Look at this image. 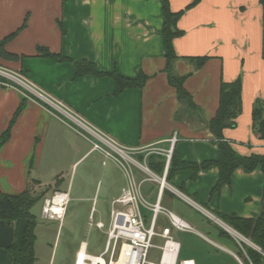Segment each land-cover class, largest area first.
Wrapping results in <instances>:
<instances>
[{"label":"crops","instance_id":"crops-1","mask_svg":"<svg viewBox=\"0 0 264 264\" xmlns=\"http://www.w3.org/2000/svg\"><path fill=\"white\" fill-rule=\"evenodd\" d=\"M192 1L168 0L173 12ZM24 23L25 28L5 46L20 60L2 61L1 68L21 77L39 94L0 76V136L24 102L8 141L0 148V192L16 195L32 184L47 186L30 176L44 163L58 168L56 158L48 159V138L55 139L62 131L78 136L58 106L81 120L93 133L84 130L97 139L99 135L135 151L145 166L150 157L164 158L173 137L172 154L180 160L196 164L216 161L218 144L207 123L217 111L221 81L241 80V113L236 126L223 131L224 138L241 156L264 155V141L252 131L254 104L264 103V22L259 0H200L178 21L183 35L173 45L180 59L172 66L177 75L186 77L184 88L196 112L178 101L167 82L161 0H0V40ZM38 47L64 60L41 57ZM190 57L208 60L196 69L183 59ZM82 62L92 63L98 73L129 79L143 74L148 80L142 89L130 88L115 95V83L107 75L76 77V63ZM148 149L160 153L150 155ZM93 152L92 145L71 168ZM150 173L158 178L163 175ZM217 178L216 167L200 172L195 180L189 171H181L162 190L156 185L154 197L148 195L154 199L149 204L159 197L163 209L191 227L189 232L170 229V238L177 245L173 264H243L238 258L241 243L259 251L219 217H258L264 185L260 169L249 174L236 170L230 184L211 195ZM57 181L48 186L58 191L62 178ZM126 186L127 177L125 186L105 190L103 202L110 208L107 216L104 210L98 214L101 230L106 219L109 228L111 203ZM141 214L144 221L145 214L152 216L146 208H141ZM166 228H171L168 218L158 214L156 232ZM155 238L159 243L153 244ZM13 240L14 224L0 221V264H12L8 248ZM153 241L151 249H157L160 258L157 263L149 262L160 264L165 239L156 236ZM81 247L87 253L88 244L81 240L76 256Z\"/></svg>","mask_w":264,"mask_h":264},{"label":"trees","instance_id":"trees-1","mask_svg":"<svg viewBox=\"0 0 264 264\" xmlns=\"http://www.w3.org/2000/svg\"><path fill=\"white\" fill-rule=\"evenodd\" d=\"M161 1L164 19L162 38L166 52V66L164 72L167 76V82L175 89L178 101L183 103L188 111L196 112L197 108L193 103L192 97L184 88L186 77L177 75L173 71L172 65L176 60L180 59L175 53L173 42L183 35V32L178 29L177 23L184 15L185 11L196 6L200 0H193L185 9L177 12H173L170 9L168 0ZM259 3L262 7V20L264 22V0H259ZM24 28L25 23L20 29L0 40V60L13 62L20 60L21 57L7 52L5 46ZM36 50L41 57L55 58L58 61L64 60L62 57L51 54L45 48L38 47ZM183 59L193 64L196 69H199L205 64L208 57H190ZM86 75H107L112 78L115 83V95H119L130 88L142 89L148 80V77L143 74H139L136 79L125 78L116 73L102 74L96 71L92 63H76V77ZM23 108L24 102L22 101L8 125V128L0 136V148L8 141L10 129ZM240 113L241 80L237 79L233 82L221 81L219 86L218 108L214 117L207 123L210 134L218 144V159L216 161H204L200 164H196L182 161L173 153L165 181L171 183L173 176L181 171H189L191 173V180H195L200 172L210 167H216L218 170V178L216 185L211 191V195H215L219 194L223 186L230 184L233 173L238 169L247 174L252 173L256 169H260L264 180V155L252 154L248 157L241 156L236 153L223 136V131L225 129H232L236 126V119ZM252 131L260 140L264 141V103L262 101H256L254 104L252 110ZM138 159L142 162L143 158L138 156ZM164 162L165 160L162 157H150L147 161V165L151 172L156 175H161L164 170ZM50 190L52 191L53 189L48 187L43 192L34 193L30 188H27L16 195L0 192V221L14 224V240L12 245L8 248V252L12 256V264H34V247L36 241L35 228L37 223L31 209L40 199H42L43 203ZM55 192L60 191L54 189L51 196ZM219 218L258 248L259 251L241 243V249L238 253V258L241 262L243 264H264V185L261 209L256 219H241L236 216H220Z\"/></svg>","mask_w":264,"mask_h":264},{"label":"rangeland","instance_id":"rangeland-1","mask_svg":"<svg viewBox=\"0 0 264 264\" xmlns=\"http://www.w3.org/2000/svg\"><path fill=\"white\" fill-rule=\"evenodd\" d=\"M2 61L0 60V67H3ZM7 79L12 80L22 88L24 87L27 91L29 90L19 81L11 78ZM20 80L24 82V80ZM63 117L68 121L66 123L74 127L78 136L62 131L57 133L55 139L52 135L48 138V159L56 158L58 168L51 167L50 162H48L47 164L44 163L41 168L32 171L31 180H38L47 186L37 187L32 184L30 189L34 193L43 192L50 186L49 184L58 182L57 178H62V181L59 182L58 191L67 193L68 201L60 222L41 219L42 199L32 207L31 212L37 223L35 228L34 264H74L76 251L81 240L87 242L88 254L100 255L105 246L108 219L104 218L106 220L104 221L105 228L103 230L97 228L96 223L99 212L104 210L107 216L110 208L108 203L103 202V194L110 187L115 188L126 184V176L122 168L113 160L106 158L100 150L89 153L71 168V164L80 158L93 143L100 145L105 151L110 153H113V151L69 118L64 115ZM54 148H56L57 154H53ZM114 155L118 158V155ZM131 159L144 166L137 155H131ZM122 163L125 165L124 161ZM130 166L138 184L141 179L149 180L141 185L140 192L147 203L154 202V199H150L148 195L152 194V197H154L159 185L150 182L149 175L144 173L138 166ZM146 167H148L147 164ZM51 188L54 189L55 187L52 185ZM47 194L50 197L51 191ZM81 197L83 199H80ZM150 218V214H145L146 227L149 226ZM239 239L244 242L242 238ZM157 243H159V240L155 238L153 244ZM159 258L160 252L157 249L149 251L148 261L157 263Z\"/></svg>","mask_w":264,"mask_h":264},{"label":"built area","instance_id":"built-area-1","mask_svg":"<svg viewBox=\"0 0 264 264\" xmlns=\"http://www.w3.org/2000/svg\"><path fill=\"white\" fill-rule=\"evenodd\" d=\"M0 76L17 80L29 88V90L32 92L38 93L34 86L29 85L25 81H21V77L10 73L1 67ZM58 108L61 109L62 113H65L67 117H69L82 129L92 132V130L85 126L81 120L65 111V109L62 107L58 106ZM98 137L99 141L108 146L113 151V153L103 150L98 144H93V149L102 151L106 158L112 159L120 165L126 174L127 186L121 190L120 195L111 203L110 223L106 233V241L103 252L98 256H92L87 254L84 250V253L82 254L81 247L76 256L75 264H153L148 261V254L150 249L153 247V238L156 236H160L165 239L164 245L161 249L162 257L160 263L164 264L163 261L166 250L168 248H173L174 250L177 249V245L174 244L170 238V229H174L178 232H189L191 231V227L181 218L163 209L159 204V197L154 204H149L144 200L140 189L142 183L147 179L141 181L138 184L135 180L134 174L131 171L130 165L138 166L144 173L149 175L150 180L157 182L160 190H162L164 188L163 185L166 186L165 178L169 163L171 161L172 147L176 142V137H173L170 140V149L164 153L165 165L163 175L160 178L152 175L145 165L141 166L131 159V155L137 154L135 151L123 149L105 137L99 135ZM147 151L150 155L153 153H160L157 149H148ZM114 154L118 155V158L124 161L125 165L121 160L116 158ZM58 194L66 195L68 201L67 193L63 192H55L52 194V196L45 198L41 207L42 209L40 216L42 220L59 222L62 220L63 216L60 219H56L51 214L53 199ZM141 208H146L151 211L152 216L148 227L145 226V221L141 214ZM158 214L166 215L171 227L163 229L160 234H158L155 230V220ZM96 227L102 229L103 224L96 223Z\"/></svg>","mask_w":264,"mask_h":264},{"label":"bare ground","instance_id":"bare-ground-1","mask_svg":"<svg viewBox=\"0 0 264 264\" xmlns=\"http://www.w3.org/2000/svg\"><path fill=\"white\" fill-rule=\"evenodd\" d=\"M67 202V196L64 194H58L53 199V205L51 207V214L56 219H60L64 213V207ZM84 253V250L81 251ZM175 250L173 248H168L164 256V264H173L174 262ZM80 264V263H79Z\"/></svg>","mask_w":264,"mask_h":264},{"label":"water","instance_id":"water-1","mask_svg":"<svg viewBox=\"0 0 264 264\" xmlns=\"http://www.w3.org/2000/svg\"><path fill=\"white\" fill-rule=\"evenodd\" d=\"M163 187H165V185H163Z\"/></svg>","mask_w":264,"mask_h":264}]
</instances>
